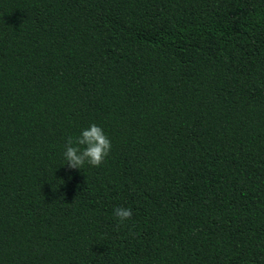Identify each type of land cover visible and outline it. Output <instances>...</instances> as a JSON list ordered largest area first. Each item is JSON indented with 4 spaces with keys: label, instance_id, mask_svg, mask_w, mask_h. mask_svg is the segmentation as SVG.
Segmentation results:
<instances>
[{
    "label": "trees",
    "instance_id": "1",
    "mask_svg": "<svg viewBox=\"0 0 264 264\" xmlns=\"http://www.w3.org/2000/svg\"><path fill=\"white\" fill-rule=\"evenodd\" d=\"M0 264H264V0H0Z\"/></svg>",
    "mask_w": 264,
    "mask_h": 264
},
{
    "label": "clouds",
    "instance_id": "2",
    "mask_svg": "<svg viewBox=\"0 0 264 264\" xmlns=\"http://www.w3.org/2000/svg\"><path fill=\"white\" fill-rule=\"evenodd\" d=\"M111 141L103 129L89 125L73 140L69 137L63 152L64 163L69 169L80 170L85 164L99 167L111 151ZM115 218L122 224L132 216V210L123 206L114 209Z\"/></svg>",
    "mask_w": 264,
    "mask_h": 264
}]
</instances>
